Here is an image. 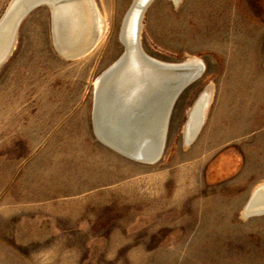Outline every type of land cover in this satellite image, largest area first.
<instances>
[{"label":"rangeland","instance_id":"1","mask_svg":"<svg viewBox=\"0 0 264 264\" xmlns=\"http://www.w3.org/2000/svg\"><path fill=\"white\" fill-rule=\"evenodd\" d=\"M11 1L0 0V19ZM134 1L92 0L102 34L74 59L55 44L50 7L22 22L0 68V264H264V214L244 215L264 184V0H153L145 10L149 57L205 65L155 164L109 148L93 125L95 84L124 53Z\"/></svg>","mask_w":264,"mask_h":264},{"label":"water","instance_id":"2","mask_svg":"<svg viewBox=\"0 0 264 264\" xmlns=\"http://www.w3.org/2000/svg\"><path fill=\"white\" fill-rule=\"evenodd\" d=\"M152 1L153 0H135L128 11L120 34L121 42L124 45V53L97 79L98 82L96 81L97 84H95L93 108V125L98 139L103 144L125 157L144 164H155L160 161L166 146L171 115L177 101L181 95L190 86L202 78L205 73L204 63L195 57H190V61L187 62L166 63L153 59L144 52L140 39L142 30L141 23L143 14ZM22 4L23 0H13L0 19V68L12 55L22 22L33 10L42 5H46L52 10L54 39L56 40L55 26L57 20L53 13V2H51V0H31L28 1L27 4ZM135 55L137 56V59H139L138 62H136ZM128 67L130 68L129 70L133 72L134 76L131 75L126 83H124L123 87L128 89L135 85L139 86L142 90L139 92L137 100H140L141 102L134 106L132 105L130 109H126L125 107L122 108L123 114H121L122 118L119 120L121 121L120 131H126V133L130 132V125L132 128L133 125L137 128L142 121L144 123L143 130H145V132L148 130L151 131L152 128L155 127L154 135L151 133V135H145V137L147 138V141L152 137L155 139L157 143V151L146 158L136 156L130 151L118 148L115 144H110L107 140H102L103 138L99 137V91L109 80L126 70ZM137 73L140 74L139 77L135 76ZM122 93H124L123 90L121 91V94ZM209 103L210 97L205 94L198 99L191 110L184 128L185 138L189 131L190 138H188V143L193 141L202 127ZM137 131L138 130L135 131L136 134ZM258 195L259 192H255L252 195L245 210L250 208V205ZM260 214H264V211L255 215Z\"/></svg>","mask_w":264,"mask_h":264},{"label":"bare ground","instance_id":"3","mask_svg":"<svg viewBox=\"0 0 264 264\" xmlns=\"http://www.w3.org/2000/svg\"><path fill=\"white\" fill-rule=\"evenodd\" d=\"M28 1L31 0H23V4H27ZM174 1L179 2L180 0ZM51 2H53V13L57 20L55 26V44L57 48L60 53L67 58L74 59L82 57L93 48L96 40H98L102 34V20L99 14L97 18L92 0H51ZM134 57L136 62H138L139 59H137V56L135 55ZM187 61L190 60L187 59L183 62ZM129 69L128 67L123 72L114 76L99 91V137L103 138L102 140H107L110 144H115L118 148L130 151L136 156L146 158L157 151L155 139L152 137L147 141L145 137V135H151V133L154 135L155 127H153L151 131L148 130L145 132V130H143L144 123L142 121L137 128L133 125L134 130L130 125V132L126 133V131H120L121 121L119 120L122 118V108L125 107L126 109H130L132 105L134 106L141 102L137 100V96L142 90L139 86L135 85L128 89L123 87L127 79L133 75V72ZM135 76L139 77L140 74L137 73ZM122 90L124 93L121 94ZM122 101H124L125 104ZM136 130H138L137 134L135 133ZM186 138L188 143V138H190L189 131L187 132ZM255 192H259V195L250 205V208L244 210L246 217H251V215L259 214L264 211V184L260 185Z\"/></svg>","mask_w":264,"mask_h":264}]
</instances>
